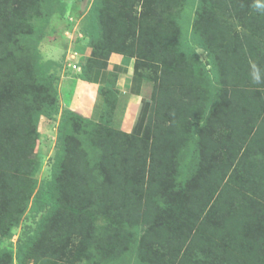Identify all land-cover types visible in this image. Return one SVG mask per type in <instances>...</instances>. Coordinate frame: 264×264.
<instances>
[{
    "label": "trees",
    "instance_id": "16d2710c",
    "mask_svg": "<svg viewBox=\"0 0 264 264\" xmlns=\"http://www.w3.org/2000/svg\"><path fill=\"white\" fill-rule=\"evenodd\" d=\"M48 2L0 0V82L18 81L0 100V264H264V11L250 0L239 5L231 1L234 9L240 6L243 11L238 7L234 31L220 22L221 26L202 31L209 38L201 46L207 50L208 64L214 66V79L208 81L211 70L194 49L180 44L167 50L172 53L163 57L167 65L159 70L139 129L130 133L112 129L110 137L103 139L105 149L97 156L101 163L107 162L109 175L94 176L86 168V178L72 183L69 190L65 187L63 196L50 205L49 188L38 187L31 208L40 216L31 233L26 226L13 253L5 246L3 239L18 223L33 186V165L27 158L35 136L32 122L38 120L37 110L46 98L54 94L53 75L37 70L40 57L35 45L43 35L36 20L48 12ZM110 9L114 13L117 7L113 4ZM155 14H146L145 19L153 20ZM97 16H93L96 26L92 24L91 31L96 34L95 27H100L102 33L97 43L92 42L98 46L93 56L79 60L80 77L92 80L106 68L111 52L134 58L133 76L139 80L149 77L151 47L143 39L134 45L123 19L107 24ZM29 17L35 24L28 23ZM153 42L155 53L165 51L166 41L158 37ZM216 79L218 88H211ZM178 85L187 91L189 108L177 106ZM97 93L102 104L99 118L75 113L76 119L98 123L112 117L120 97L115 72L108 73ZM208 107L224 120L222 132L216 136L209 132L205 139L194 136L201 153L195 164L192 159L179 164L180 155L173 161L165 150L161 164L168 165L170 174L159 177V169L151 164L146 178L144 158L130 160L124 155L130 150L119 148L126 134L138 138L137 134L167 117L177 116L185 129L197 117L210 122L213 115H205ZM169 111L173 116H168ZM61 118L59 140L68 121L66 115ZM155 128L161 135L156 141L162 142L168 129ZM170 142L175 143L174 139ZM221 146L227 158L218 155ZM79 155L82 167L95 156L82 150ZM181 187L184 194L179 192ZM36 197H42L41 201ZM201 251L210 255L199 260Z\"/></svg>",
    "mask_w": 264,
    "mask_h": 264
},
{
    "label": "rangeland",
    "instance_id": "374dc122",
    "mask_svg": "<svg viewBox=\"0 0 264 264\" xmlns=\"http://www.w3.org/2000/svg\"><path fill=\"white\" fill-rule=\"evenodd\" d=\"M231 1L233 0H225V4L221 3L219 5V0H49L47 3L49 9L47 11L49 12L50 10V14L48 15V12H45L44 17L39 21L36 20V26L38 25L43 35L35 41V45L36 54L40 57L37 70L38 72L53 75L54 94L49 99L46 98L43 107L40 108L41 110H37L38 120L36 119V121L33 120L32 122L34 125L31 127L35 129V136L34 142H31L32 149L28 153L27 158L31 159L33 165L31 173L33 186L30 188L29 198L26 200L18 223L12 228L9 237L3 239L5 246L11 249L12 253L15 251L17 242L23 239L22 231L24 228L30 226L28 232L31 233L36 220L40 216V213H35L31 208L37 188L41 186L49 188L47 204L50 205V202L54 203L63 196L65 187L69 190L72 183H77L79 180L86 178L84 176L86 168H88L89 173L95 174L94 176H108L107 162L101 163L100 157L97 156L98 154L102 155L99 152H103L105 149L103 147V139L110 137L112 129L122 131L130 124V121L126 120V112L121 108L111 114L112 117L109 119L108 117L106 119L102 117L104 120L101 119L98 123L87 121L86 118L76 119L73 116L75 113H79L78 107H84L82 112L88 111L87 107L90 105L91 99L89 96L91 94L88 95L84 92L81 101V94L79 95L78 93L81 80L83 79L78 73L80 66L78 70L71 69V66L68 67L69 59L67 56L70 49L74 46H82L85 49V54H80L79 60L93 56V52L98 46L93 45L92 42L97 43L96 41H99L100 38L98 35L102 33L100 27H95L96 34L91 31V25L94 24L96 26L93 16L98 15L99 22L101 19L103 23L107 24L110 21L115 22L120 18L123 19L129 26L125 32L130 33L128 39L132 40L134 45L143 39L148 48L151 47L148 58L149 67L146 68V71L149 72V77L146 76L142 79L143 90L146 96L151 99L154 85L159 80V70L161 66L167 65L162 61L164 55L172 53L167 50L180 44H183L185 49H194L200 62L211 70V72H208L210 74L208 81L214 79L212 77L214 66L208 64L207 50L201 46V43L207 38V32H204V35L202 31L214 29L215 24L229 26L232 31L237 29L238 25L235 26V15L240 6L234 9ZM235 1L236 5L243 3V0ZM250 1L251 3H256V5L259 4L264 11V0ZM113 4L117 7V10L114 13H110V7ZM239 10L243 13L241 8ZM155 12H158V14L154 15L153 20L150 18L148 20L145 19L147 18L146 14H154ZM217 22L220 23L217 24ZM28 23L35 24L30 17ZM212 34L211 38L214 36V32ZM158 37L161 41L167 42L165 51L162 53H155L156 50L154 49L156 47L152 46L154 44L153 41L158 39ZM166 51L167 53H165ZM175 54L176 52L173 55L176 56ZM153 65L158 67L157 70L152 67ZM149 68L150 71H148ZM17 82H12L10 79H4L0 82V100L3 95L6 96L8 92L12 91V87L15 88V84L18 85ZM35 82L38 83L36 80ZM164 83L166 82L164 81ZM219 84V80L216 79L210 85H212L211 88H218ZM175 88L174 96L176 95L177 97L175 99L177 106L189 108L191 103L186 101L187 98L184 95L187 92L186 89L181 88L179 85L175 86ZM180 97L182 99L178 100ZM79 101L81 106H79ZM167 103L169 104V102ZM195 105L196 103L192 102V106ZM47 113L50 115H47ZM163 114L165 115L166 113ZM63 115L68 117V121L63 123L62 133L64 132V136L61 134L59 140L57 133L61 128V117ZM205 115H213L214 121L212 118L210 122L208 120L205 121L201 117H197L196 120L191 118L192 123L189 128L187 126L185 129L183 120H180L177 116L171 117L173 115L169 111L168 116L171 118L167 117L160 123L152 124L149 131L145 130L144 133L137 134L139 135L138 138L132 134H126L127 136L124 137L123 144L119 148L122 147L121 150L125 152L130 150L124 153L126 156L129 155L130 160L136 158L134 161H138L137 157L144 158V166L142 167L146 170L144 177L147 178L146 173L151 164L154 167L156 166L157 170L159 169L157 172L159 177L162 174H170L167 170L168 165L166 163L161 164V162L165 161L162 157L165 150L171 153L173 161L180 155L178 158L179 164L181 160L183 164H187L186 160L188 159H192L195 164L201 153L194 136L199 137V139H205V136L208 137L209 134L210 136H216L222 132L220 125L224 120L219 118L221 115L218 112L214 113L211 107L206 108ZM213 123H217V126L212 129L210 125H213ZM161 125L164 127V132L165 128L168 129V132L167 134L164 133L165 136L162 138V142H159L156 140L161 138V135L160 137L158 136L155 126L159 128ZM177 130L179 131L177 132ZM171 139H174L175 143H171ZM139 147L142 148L139 150ZM224 148L221 146L217 151L221 159L226 157ZM80 150L86 152V154L95 155L92 157L93 160L91 158L85 161L86 166L84 167H82L79 159ZM104 158L105 160L107 159L106 157ZM192 162H188L189 165H192L190 170H193L194 164ZM134 164L131 165L130 169L134 167ZM144 184L146 185V182ZM56 189L57 191H54ZM184 189L181 187L179 190L180 194H184ZM41 198L36 197L39 201H41ZM39 204L41 203L39 202ZM245 236H248V234ZM205 255H210L209 251L198 252L197 256L199 260H202L206 259ZM13 262L15 263V260ZM31 263V261L27 262V264Z\"/></svg>",
    "mask_w": 264,
    "mask_h": 264
},
{
    "label": "crops",
    "instance_id": "0c3cea01",
    "mask_svg": "<svg viewBox=\"0 0 264 264\" xmlns=\"http://www.w3.org/2000/svg\"><path fill=\"white\" fill-rule=\"evenodd\" d=\"M73 49L80 52L81 55L85 54V49L82 46H74ZM133 70L134 58L111 52L107 58V66L103 71L99 72L92 80H81L78 92L79 95L81 94L80 99L82 101V96L85 92L88 95L91 94L89 96L91 100L90 105L87 107V112H82L84 107L82 108L79 101V106H81L78 107L79 113L85 117L99 118L102 104L97 89L100 84L105 82L108 73L112 71L116 73V87L120 95L117 109L121 108L124 110L127 114L126 120L130 121V124L123 131L134 132L138 130L139 127L137 125L140 123V117L145 115V112L150 107V99L143 90V81L133 76Z\"/></svg>",
    "mask_w": 264,
    "mask_h": 264
},
{
    "label": "built area",
    "instance_id": "2783aa9c",
    "mask_svg": "<svg viewBox=\"0 0 264 264\" xmlns=\"http://www.w3.org/2000/svg\"><path fill=\"white\" fill-rule=\"evenodd\" d=\"M68 59H69V62H68V67H70L71 69H74V70H78L79 68V58H80V52L76 51L75 49L71 48L70 49V52L68 53Z\"/></svg>",
    "mask_w": 264,
    "mask_h": 264
}]
</instances>
